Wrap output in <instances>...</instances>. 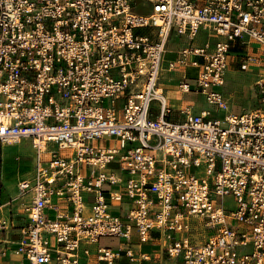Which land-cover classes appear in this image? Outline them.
I'll list each match as a JSON object with an SVG mask.
<instances>
[{
  "label": "built area",
  "instance_id": "2783aa9c",
  "mask_svg": "<svg viewBox=\"0 0 264 264\" xmlns=\"http://www.w3.org/2000/svg\"><path fill=\"white\" fill-rule=\"evenodd\" d=\"M231 61L257 73L238 114L220 91ZM263 66L264 0H0V156L20 140L36 151L17 183L25 223L0 206V234L19 229L24 264H137L133 227L141 243L161 234L173 264H264ZM164 69L214 111L172 120ZM54 202L66 210L51 219ZM124 202L128 223L112 210Z\"/></svg>",
  "mask_w": 264,
  "mask_h": 264
},
{
  "label": "rangeland",
  "instance_id": "374dc122",
  "mask_svg": "<svg viewBox=\"0 0 264 264\" xmlns=\"http://www.w3.org/2000/svg\"><path fill=\"white\" fill-rule=\"evenodd\" d=\"M138 12L145 13L147 11H143L142 9H138ZM171 48H175V46L171 45ZM244 49L237 47L233 50L235 53H240ZM167 59H175L176 54L168 53L166 56ZM236 61L230 62L231 65H235ZM260 72H264V66L260 69ZM170 74H165L166 78H168ZM256 71L253 72H243L238 71L237 73L230 70L226 75V83L220 91L224 94V96L229 100L230 111L233 113H241L244 109H248L246 107L247 101L252 97V85L256 80ZM166 81V79L162 78V81ZM192 91L194 90L195 83L193 81L189 82ZM235 90L241 91V94L237 95L239 99L231 96ZM176 95V96H175ZM169 98H180L181 95L173 91L169 92L167 95ZM233 97V98H232ZM186 98H195L192 94H188ZM237 99V100H236ZM209 107V106H208ZM212 111L214 109L209 107ZM215 113H213V116ZM224 113L220 112L219 116H223ZM101 142H99V145ZM105 144L109 147L114 146L113 140L105 142ZM49 149H55L56 145H50ZM36 151L32 145L30 140H20L19 142L4 147L2 154L0 156V206H2V215L4 216H13L18 218L25 207L29 204L30 196L29 195H18L17 183L19 180L25 177H31L33 172L31 170V162L33 157L35 156ZM18 158V159H17ZM50 159L49 154H45L42 156L43 161H47ZM116 164H109V167H115ZM197 169L193 168V171ZM200 173V171H199ZM220 204V202H219ZM227 206H233V202L231 198L226 199ZM21 218V217H19ZM194 229L191 233V238L196 243L204 242L211 233L204 228V222L200 219H194ZM52 245L55 244L54 239L51 240ZM119 244V240L115 237H102L100 239L99 245L101 246H117Z\"/></svg>",
  "mask_w": 264,
  "mask_h": 264
},
{
  "label": "crops",
  "instance_id": "0c3cea01",
  "mask_svg": "<svg viewBox=\"0 0 264 264\" xmlns=\"http://www.w3.org/2000/svg\"><path fill=\"white\" fill-rule=\"evenodd\" d=\"M201 41L202 39L198 40V42H201ZM182 42H183L182 39H176L175 36L172 39H170V42L168 44V51L165 55V65H164L165 67H167V63L169 61L176 59V58L167 59L166 58L167 54L168 53L176 54V51L181 47ZM171 45L175 46V48H171ZM232 53H235V52H233L232 50ZM176 57H177V54H176ZM230 70H232L235 73L240 71L236 63L235 65H230L228 67L226 75L228 74ZM254 70L255 69H253L252 71ZM164 71L165 72H163L162 78L166 79V81L161 80L160 86L162 87L164 91V94L168 100L169 105L173 109L172 120L174 121L181 120L183 117V114H181L180 111L184 110L185 108H190V110L195 114H198L205 110H211L209 109V107H212V106L206 102L205 97L202 94L195 92L194 90L192 91V87L190 88V91L188 92H183L180 90L179 81L182 75L184 74L183 71H180V70L169 71L168 69H164ZM166 73L170 74L168 78H166V76L164 75ZM187 75L192 76V73L187 71ZM253 86H254V83L252 85V97L249 98L246 104L247 105L246 107L248 108L254 105ZM172 91L174 94L176 93L180 94L181 97L174 98L173 96L172 99L169 98L167 95L169 92H172ZM188 94H192V96L195 98H186ZM239 94H241V91L235 90L233 93H231V96L235 98ZM236 98L239 99L238 96ZM129 209H130V204L124 202L120 206L114 207L112 210H113L114 215L121 217L124 223H128L129 220L125 218V215L127 214ZM65 210H66L65 204L54 202L53 206L45 210V215L48 218L55 219L59 213L62 214L63 212H65ZM4 217L7 218L11 216L8 215ZM19 217L16 218L12 216L11 218L15 219L19 225L24 224L25 220L23 217V213H21ZM151 237H152L151 240H149L148 242H145V243L139 242L137 232L135 228L133 227L131 245H132V250L134 251V253L139 259V262L137 264H173L167 256V253L165 250V247L167 246V241L164 239V237L161 234H159L157 231L152 232ZM20 239H21V235L19 234V229H13L7 233L0 234V264H24L22 257L13 252V250L15 249L17 245V242ZM99 243H100V240H99ZM105 247L115 248L116 246L107 245ZM3 252L5 253L4 255L2 254ZM90 260L93 261V258H90ZM114 264H133V263L130 262V260L127 257L123 256L119 260H117Z\"/></svg>",
  "mask_w": 264,
  "mask_h": 264
},
{
  "label": "bare ground",
  "instance_id": "6f19581e",
  "mask_svg": "<svg viewBox=\"0 0 264 264\" xmlns=\"http://www.w3.org/2000/svg\"><path fill=\"white\" fill-rule=\"evenodd\" d=\"M165 72V71H164ZM165 75V74H164Z\"/></svg>",
  "mask_w": 264,
  "mask_h": 264
},
{
  "label": "trees",
  "instance_id": "16d2710c",
  "mask_svg": "<svg viewBox=\"0 0 264 264\" xmlns=\"http://www.w3.org/2000/svg\"><path fill=\"white\" fill-rule=\"evenodd\" d=\"M234 50V49H233Z\"/></svg>",
  "mask_w": 264,
  "mask_h": 264
}]
</instances>
